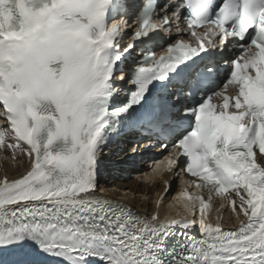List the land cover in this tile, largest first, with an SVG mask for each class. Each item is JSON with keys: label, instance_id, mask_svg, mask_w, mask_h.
<instances>
[{"label": "snow or ice", "instance_id": "obj_1", "mask_svg": "<svg viewBox=\"0 0 264 264\" xmlns=\"http://www.w3.org/2000/svg\"><path fill=\"white\" fill-rule=\"evenodd\" d=\"M0 119V264H264V0H0ZM137 132L184 214L100 194Z\"/></svg>", "mask_w": 264, "mask_h": 264}, {"label": "bare ground", "instance_id": "obj_2", "mask_svg": "<svg viewBox=\"0 0 264 264\" xmlns=\"http://www.w3.org/2000/svg\"><path fill=\"white\" fill-rule=\"evenodd\" d=\"M3 155H8L10 157V153H0V157ZM103 158L105 161L108 159L112 162L106 164L107 166L105 165L107 171L100 181V194L130 204L139 214L151 215L152 212L156 210V194L161 189L162 182L157 179H155L154 182H147L144 179L137 180L132 177L121 179L118 175L121 172L129 171V168L124 166L126 163L125 159L120 158L117 154L114 155L113 149L106 150L105 154H103ZM23 171V167L13 168L10 158L8 160L0 158V178L5 174L10 178L15 177L20 175ZM166 197H168V194ZM165 209L163 203V207L160 209L161 216ZM224 212L226 214L225 218L228 217L227 214L230 213L229 210L226 209Z\"/></svg>", "mask_w": 264, "mask_h": 264}]
</instances>
